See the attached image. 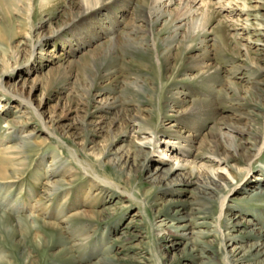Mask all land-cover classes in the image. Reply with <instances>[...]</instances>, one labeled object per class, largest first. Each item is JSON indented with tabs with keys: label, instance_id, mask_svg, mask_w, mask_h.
Returning <instances> with one entry per match:
<instances>
[{
	"label": "rangeland",
	"instance_id": "374dc122",
	"mask_svg": "<svg viewBox=\"0 0 264 264\" xmlns=\"http://www.w3.org/2000/svg\"><path fill=\"white\" fill-rule=\"evenodd\" d=\"M98 2L0 0V264H264V0H196L180 22L182 0ZM178 89L205 103L183 129L165 103ZM164 131L191 141L169 138L158 163L137 143Z\"/></svg>",
	"mask_w": 264,
	"mask_h": 264
},
{
	"label": "bare ground",
	"instance_id": "6f19581e",
	"mask_svg": "<svg viewBox=\"0 0 264 264\" xmlns=\"http://www.w3.org/2000/svg\"><path fill=\"white\" fill-rule=\"evenodd\" d=\"M4 1L6 3V0H4ZM7 1H8V3H10L11 8H15V9H17V11L19 9L20 10L21 9L24 10V8H26L27 9V14L30 15L31 12H32V9H33L32 0H7ZM182 1L183 2L186 1L184 6L190 5V3H193L192 5L196 4L195 3L196 0H182ZM41 2L43 3V2H45V0H41ZM165 2L167 3V5H169V4H171L173 2V0H153V2H152V9L155 12H158V13L162 10V9L158 10V8H163V11H164L165 10L164 8H166V5H164L163 7H160V4H163ZM99 5H100V3L98 2V0H83L82 6H81L83 10L80 13V15H82V14L83 15H86L91 10L96 9ZM192 5L189 6V10H187V11L185 10V12L183 13L182 16H179V18L177 19L178 22H180V21H182L184 19L186 20V18H190L195 13V11L192 12L191 9H190L191 7H194ZM90 14H91V12H90ZM162 14H163V12H162ZM204 20H205V17L202 18L203 23L205 22ZM98 21H99L98 23H101L100 20H98ZM178 30H179V27H175L174 28V32H173L172 38H170L171 41H173L174 39H176V36L178 34ZM132 33L133 34H137V31L133 30ZM206 58H207V53L205 51L203 54H201L198 57V59H195L194 65L191 68H189L188 71L190 72L191 71L190 69H195V71H197V72L200 71V77L202 75H206L207 73H209V71H211L210 70L211 69L210 68L211 66L209 64H206V62H205L206 61L205 60ZM166 59H168V58H166ZM2 90L5 93H8V94L11 93L9 91H6L5 89H2ZM232 91H233V95L235 96L236 92L234 90H232ZM226 95H228V94L226 93ZM185 96L186 95L181 90H179V89L176 90V91H170V97H168V99L165 101V103H167V108L169 109L168 113L169 112H171V113L174 112L176 116L179 115L183 119H187L188 121L187 120H182V121L176 120L175 124L169 125V127H172V126H176L177 125V127L181 126L179 129H183L184 125L187 124L186 122H189V121H191V123H193L192 121H196L197 122L203 116V114L205 113V111H204L205 103L204 102H199L198 100L197 101H191V102H189L188 106H185V104H187V101H186L187 98ZM233 101H235L234 98H233ZM138 105H139V103H138ZM149 112H150L149 109L143 108L140 113H138L136 116H134L131 119L132 123L139 124L142 121V119L144 120V119H146L147 116H149ZM125 121H127V120H125ZM228 129L230 131H237V132H239L235 128L229 127ZM164 133L166 134V138L164 140H161V141L154 140L153 137H151L150 140L147 139V138L140 139V141H138V143H137V147L139 148V151L141 153H146L145 152L146 148H148V146L152 143L153 146H155V147H157V148L160 149L161 159L158 161V163L159 162L161 163L168 156L167 153L164 151L163 148H166L167 144L169 143L168 142L169 141V138L170 139L172 138V139H175V140H182L183 142H185L187 144L186 146H189L190 145V141L191 140H188L187 137H181L179 134H174V132L172 133L170 131L169 132L164 131L163 134ZM151 134L153 136V133H151ZM251 134L252 133H249V135H251ZM16 137L18 138V140L20 141V143H26V144H33V141L35 140V136H34V134L32 132H28V133H24V132L17 133L16 134ZM261 138H262V136H261ZM173 145H179V141H176V143H174ZM15 151H16L15 152V157H18V156L22 155L21 154V147H20V145L15 149ZM263 151H264V133H263L262 143H261L260 147L258 148L257 155L261 154V152H263ZM233 153L235 155H237V150L236 149H233ZM214 154H213L214 155V158L212 160V163L217 164V166L218 165H221L220 164L221 163V160H220V158H219V156L217 154V149L214 150ZM232 158L233 157L231 155L230 156L229 155L227 156V159H232ZM56 164L57 163L55 162L54 167H53V170H52L53 171L52 172V175L53 176L58 175V179L54 180V183H56V185L59 188L63 184V181H64L63 180V177H67V174H66V172L65 173L62 172L61 171V168L58 167ZM178 165H180V162H179V160L176 159L174 166H178ZM231 167H232V165H231ZM221 169L222 170H225V167H222ZM56 172H58V173H56ZM158 172H160V167L159 166H156V168L153 171V174H157ZM172 172H173V168H171L167 172L161 170V174H165V178L167 176H169V174H171ZM247 173L249 174L250 172L248 171ZM200 176H202V175H198V178ZM229 176L230 175L228 174V177ZM151 177H153V176H151ZM217 178L219 180L218 174H216L213 171H211L208 178H204L203 176L199 178L200 181L198 182L199 183L198 185H200V187H202L205 191H209V190L210 191H213L214 190L213 189L214 188L213 186H214L215 180L217 181ZM152 180H156V177H154ZM204 194L207 195L208 193H204ZM204 199H206V198H204ZM207 200H208V198H207ZM224 203H225V199L222 201V204H221V213L223 211Z\"/></svg>",
	"mask_w": 264,
	"mask_h": 264
}]
</instances>
